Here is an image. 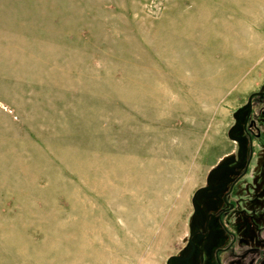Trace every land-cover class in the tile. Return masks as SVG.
<instances>
[{
  "label": "rangeland",
  "instance_id": "rangeland-1",
  "mask_svg": "<svg viewBox=\"0 0 264 264\" xmlns=\"http://www.w3.org/2000/svg\"><path fill=\"white\" fill-rule=\"evenodd\" d=\"M264 82V0H0V264H164Z\"/></svg>",
  "mask_w": 264,
  "mask_h": 264
},
{
  "label": "flooded vegetation",
  "instance_id": "flooded-vegetation-1",
  "mask_svg": "<svg viewBox=\"0 0 264 264\" xmlns=\"http://www.w3.org/2000/svg\"><path fill=\"white\" fill-rule=\"evenodd\" d=\"M230 147L202 174L164 264H264V82L232 112Z\"/></svg>",
  "mask_w": 264,
  "mask_h": 264
}]
</instances>
